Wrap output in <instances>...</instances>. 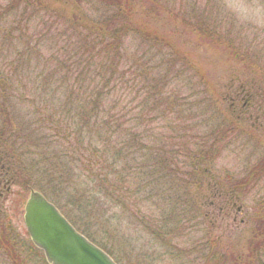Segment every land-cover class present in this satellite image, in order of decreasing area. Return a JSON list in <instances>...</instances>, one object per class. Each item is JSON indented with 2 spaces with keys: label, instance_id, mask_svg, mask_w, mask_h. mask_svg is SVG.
<instances>
[{
  "label": "trees",
  "instance_id": "1",
  "mask_svg": "<svg viewBox=\"0 0 264 264\" xmlns=\"http://www.w3.org/2000/svg\"><path fill=\"white\" fill-rule=\"evenodd\" d=\"M147 5L158 0H0V262L22 264L3 202L18 186L39 190L95 244L63 201L79 214L112 209L120 226L147 233L131 236L147 264H264V200L249 201L264 160L242 175L214 170L224 137L247 139L240 124L258 107L264 120L261 84L246 73L219 85L223 95L207 86L173 47V10L163 6L171 28L160 29L138 13ZM184 26L239 55L218 26ZM237 202H252L238 225L211 220L221 209L224 222ZM238 227L248 232L242 260L231 242Z\"/></svg>",
  "mask_w": 264,
  "mask_h": 264
},
{
  "label": "rangeland",
  "instance_id": "2",
  "mask_svg": "<svg viewBox=\"0 0 264 264\" xmlns=\"http://www.w3.org/2000/svg\"><path fill=\"white\" fill-rule=\"evenodd\" d=\"M163 6L173 10L172 25L174 31L177 30L173 38V47L185 51L188 57L198 65L200 75L207 86H212L213 90H219V94L223 95L219 85L221 87L230 78L247 73L246 75L255 79V84H261V92H264V0H158V6H141L142 8L139 9L138 13L142 12L148 25L156 26L160 29H170L171 21L168 19L170 13L164 11ZM146 9L152 11L151 14L146 15L144 13ZM175 14H177L176 19L174 18ZM182 16L185 20L180 18ZM196 20L204 24L218 26L219 30L222 29L224 31L223 35L228 34L231 37L233 43L231 47L233 49L236 48L235 45H239L236 49L239 55L236 57L231 48H229V51L224 41H221L220 44L214 42L211 45L202 38L199 32L184 26L187 21L194 23ZM203 97L204 95L201 94L198 99ZM227 97L228 95L224 96L229 104L232 96H230V100ZM258 106L262 109V105L259 104ZM216 108L218 112L225 113L224 109L226 110V107L224 104ZM202 112H206V116H209L207 110H202ZM258 114H261L259 107L258 110L255 109V112H251L250 116L252 119L248 118L247 120L244 118L247 121L240 124L245 132L249 134L246 136L247 139L243 140L244 137L232 135L235 131L224 137L223 143L226 146L220 151L214 170L224 175H242L248 167L264 160V120H260ZM262 115L264 116L263 112ZM230 124L234 125L235 123L230 122ZM208 129L215 128L209 125V127L204 128L202 126L201 129L197 130H202L203 133H206ZM220 134L221 132L217 135ZM255 180L251 187V196H249V201L251 200L252 202L259 199L264 200V167L259 172V177H255ZM27 197L28 191L22 190L18 186H13L3 199L8 218L15 228V233L11 234L13 238L15 237L13 243L20 251L18 256L20 255L19 259L22 264H46L42 254L28 240L26 233L22 217ZM252 202L249 204L240 203L244 207L242 208L243 211L238 213V215L236 214V216L227 217L224 222L221 219V209H212L210 218L217 225L227 224L230 229V226L238 225L239 221L245 219V214L248 210L246 206L252 205ZM63 203L66 205L63 206L69 219L80 230L89 234L97 244L104 245L121 264H147L144 259L146 254L132 248L140 247L142 242L131 237L134 233L144 236L147 234L146 232L140 231L139 228L135 227L120 226L119 222L112 217L114 213L112 209L109 210L108 214H103L101 211L99 214L94 210L96 206L92 205L87 208V212L79 214L74 210L75 206L72 208L66 202L63 201ZM236 205H239V202ZM203 207L204 213L210 210V206L207 204ZM237 211H239L238 208ZM123 224L126 225L127 223L124 222ZM240 229L247 230L248 225H240ZM240 229L239 227L236 229L238 231L234 237H231V242L236 245L232 250L237 254V258L242 260L247 255L246 248L239 243V238L243 235L245 240L248 232H241ZM151 252V250H148V253ZM0 264L17 263L15 258L11 256L10 260L1 259ZM174 264L181 263L177 262ZM182 264H187V262Z\"/></svg>",
  "mask_w": 264,
  "mask_h": 264
},
{
  "label": "water",
  "instance_id": "3",
  "mask_svg": "<svg viewBox=\"0 0 264 264\" xmlns=\"http://www.w3.org/2000/svg\"><path fill=\"white\" fill-rule=\"evenodd\" d=\"M23 219L32 243L43 252L48 264H115L37 190L29 191Z\"/></svg>",
  "mask_w": 264,
  "mask_h": 264
}]
</instances>
